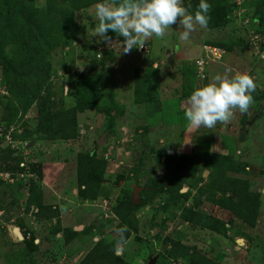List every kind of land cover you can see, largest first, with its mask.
Listing matches in <instances>:
<instances>
[{
    "label": "rangeland",
    "instance_id": "obj_1",
    "mask_svg": "<svg viewBox=\"0 0 264 264\" xmlns=\"http://www.w3.org/2000/svg\"><path fill=\"white\" fill-rule=\"evenodd\" d=\"M33 1L34 5L39 8L44 7L47 3V0ZM192 1L193 0H182V6L189 5ZM212 1L228 4L226 21L221 25H208L206 28H201L197 25L195 31L191 33L189 40L185 42L179 39L180 32L183 31V29L180 28L178 20L177 24L166 30V35L162 39L153 36L145 42L143 48H134L129 56L121 54V44L115 42L118 40L122 41V37L113 36L112 39L114 43L109 47L104 43L102 37L95 36L94 29L99 22L94 18V5L76 13L78 40L75 41L76 45H73L76 50L74 49L73 53L69 52L70 55H68V52L60 50H56L53 53L54 71L49 79L48 88L42 89L40 93L45 98H50L48 111L53 118L56 117L57 114L68 111L71 108L76 109L77 136L75 139H62L60 138V133H56L58 134L57 136L54 138L51 137L50 134L53 133L51 128H53V126H51L50 123L49 125L39 124L40 115L36 110L35 104L30 106L24 113L20 111L14 120L8 124L14 128L11 133L10 142L9 144L7 142L1 143L0 146V264H79L99 240L105 241L109 245L114 244V255L116 254L118 257H122L126 263L147 264L150 253L155 255L156 253L154 252H156V248L160 250L161 247H163L161 246V238L155 240L152 244L154 252L148 245H142V239H137L133 235H131L128 241H122L119 236L120 231L115 221L109 220L104 223L105 220H101V217L107 209L105 201L114 196L126 195L127 192L125 191L130 190L131 186L134 184L132 180L127 179L126 182L119 185L120 182L117 174L121 173L120 169L130 166L131 163H137L141 156L145 158V160H143L145 161L144 164H146V158L150 154L148 148H145L146 146L144 148L136 147L137 145L144 146L143 140L135 141V145L134 142L132 144L129 143L132 136H134V132H136L137 129L144 128L146 125V122L138 119L139 117L143 118V116L137 117L136 120L131 117L133 113L132 110H134L135 107L136 80L142 77L141 73H144L146 76V83H149V78L151 76L150 81L152 85H156L155 88L157 89L158 100L149 104V109L145 104H141L143 107H139L142 108L143 112H147L148 115L149 112L155 113L156 110L161 107V101L173 105L174 98L180 96L179 99H181V97L184 96L183 94L188 93L191 95L196 88H199V81L196 77L198 74L196 72V62L201 59L207 60L205 57H209L211 50L213 48H218L226 51L223 57L226 58L228 56L232 63L230 66L236 68V70H231L234 72L250 71L251 74L258 73L260 74L258 83L260 82L259 84L264 86V61L258 59L257 56L250 60L248 56L250 54L253 56L255 50L248 49L247 46L245 47L248 51L244 50V45L250 40L249 33L253 31L254 22L257 21L256 23H259V19L261 18L260 14L263 16L262 13L258 14L255 10V8H259L257 2L260 0ZM242 2H246L247 4L243 6ZM240 15L243 16L239 17ZM245 25L249 27V32L245 29ZM256 28L260 29L261 32L264 31L261 25L260 27L256 26ZM205 47H208V49L205 50ZM226 47H228L229 51ZM112 50H116V54L113 58L109 53V51ZM75 53H77V55ZM99 54L102 56L101 59L96 57ZM179 54L182 55V59H177ZM76 59H78V61H75ZM115 63L118 64L117 67H115ZM108 64H110V67ZM215 66L217 65L211 64L212 69ZM153 69H156V71ZM223 69L224 68L220 65L214 68L213 72L211 71V76L209 73L210 78L208 76L207 84L210 83L217 74L222 76L224 72ZM148 70L149 72H147ZM230 72L228 77L232 78L234 72ZM85 80L97 82L98 84L95 86L94 84L89 85L85 82V85L88 86L79 87V83L81 81L84 83ZM176 80H179V85H181L178 88H176L178 85ZM203 85L204 83H200V87ZM65 87L71 90L68 95H65ZM165 88L168 89L169 92L164 91L163 89ZM179 88L181 91H178ZM8 90L2 75V67L0 66V123L3 122L1 117L4 110L9 111L12 109L8 102L10 97ZM169 102H171V104ZM169 105H165L163 111L164 130H158L159 133H164L162 137H164L166 141L171 138L172 133L174 134V128L177 129L178 125L184 127L183 124H179V120H176L175 125H173V118H168L167 113L169 111ZM116 113V118L112 117ZM256 113L258 114V111ZM148 115H145V118L151 117ZM257 118L260 117H256V120L259 121V123L257 122L258 126L261 127L264 125V119L259 120ZM148 122L151 123L150 120ZM41 126L43 128H41ZM255 130L256 129H250V135L252 136L249 138V141L248 139L244 142L238 141L227 150L222 151L220 147V150H217L218 152L229 155L234 152L235 148H239L243 153L246 149L251 148L250 156L253 158L257 167L251 166L248 171L246 170L248 175L242 174L245 172L243 171L239 173L238 176L235 174L232 176L247 181L250 195L254 198L258 196L257 201L260 202V206L254 225L251 226L243 220L247 214L241 216L234 214L233 211L205 200V196L199 194V190H204L205 187H207L210 175L212 174V167L216 163L215 160H211L209 162L212 167L209 165L208 167L198 168V175H201L202 171L205 169L209 171L206 180L203 181L202 177L198 178V182L194 188L192 187L190 189V187H188V189L186 188V192L181 193V195L185 197H181L171 204V206L177 210L174 212L177 218L172 220L170 212L167 213V227L164 231L167 232V235L171 234L175 237L173 235L174 231L177 229L184 230L185 227L191 228L193 231L211 230L205 225V222L202 223L201 221V223H198L196 220L188 222L182 218L184 215L183 209H187L186 205L189 206L188 210L197 211L194 207L193 199L185 195L189 191L191 197L197 196L196 198H199L202 203H207L206 205L210 207V209L205 210L202 204L200 209H203V211H197V213L201 212L206 217L216 219L213 211L216 213H221L222 210L228 212L230 222L223 221L222 217H219V220L217 219L224 224L223 228H220L218 224L212 222V225L217 228L219 233L224 234L230 230L231 227L229 228V226H231L235 218L244 222V231L238 230L237 232L238 235H242L238 238V242L241 244L242 241L240 238H245L246 236L245 239L248 241L249 245L245 250V255L241 257L236 255L238 261L233 257L232 260L228 261V264H264V213L262 212L264 211V195L261 193L260 189L259 191L256 190V183L252 185L249 184V181L250 183L251 181L253 182L254 178L264 179V136L261 130L260 136L256 137V135H254L256 134ZM25 131H29L28 134L25 133ZM105 132L107 133L105 141L102 145H97V141ZM253 132L254 134H252ZM33 133H35L36 136H31ZM156 133H153V135L155 136ZM28 135L30 137H28ZM253 136L256 139L255 141H251ZM118 139L119 144H117ZM30 142L34 143L33 147H27ZM231 142H234V140ZM129 146H134L131 154H129ZM116 149L118 150L116 151ZM91 150H94L93 154L104 162L105 177L111 179L110 183L113 188L106 190L111 195L104 196V198L98 197L95 200L84 201L81 200L78 195L73 197L69 190L61 192L58 187L51 190L48 189L47 186L41 182V179L38 184L39 186H35V192L30 193V195L27 188L21 189L14 185L15 183L11 184L8 179L5 178V173L9 172L15 174L24 171V169L26 170V166H29L30 163L32 164L31 161L37 158V160L41 162L49 161L54 163L55 166L53 167H55V170L61 167V176L59 175L58 178L56 177L57 180L64 182L68 180L67 178L72 177L75 172V186L77 187L76 159L80 152H91ZM95 151L99 153L97 154ZM150 161L154 163V158L152 159L151 157ZM23 163L26 164V166L21 169ZM12 165H17L18 168L13 170L11 169ZM34 165L38 167L41 166L39 163H35ZM161 167L162 166H159L158 168L160 169ZM155 170L152 171L151 174L154 176L155 173L159 178L167 173L164 167L160 169V172H156ZM228 177H231V173H228ZM32 180L35 181L37 179L33 178ZM186 181L184 183H186ZM200 182L205 183L198 185ZM51 183H53V181L49 182V184ZM216 186L220 190V193L218 195H213V198L218 201L220 199V194H222V187L217 185V183ZM62 193L67 196L70 195L68 199L77 201V203L70 204L69 202H63V200L58 199L62 197ZM78 193L79 189L77 187V194ZM39 196H41L42 209L36 204L39 201ZM228 196L231 197L235 203L237 202V196L232 194ZM62 204L67 205L62 208ZM76 208H82L83 211L85 213L88 212V214L82 219L75 220L74 217L82 213V209L76 210ZM62 209L65 213V217L63 218L60 217V213H63ZM109 209L111 210V207ZM48 210L54 211V215L50 219L44 214L46 213L48 215ZM113 210L114 207L111 212H113ZM41 213L43 214L41 215ZM96 213L99 214L98 218L100 220H96ZM90 215L93 217L89 218ZM87 216L88 218L84 219ZM239 217H242V219ZM64 219L69 223V227L66 225L67 223L63 222ZM31 223L32 226L29 225ZM245 223L248 226L245 225ZM19 224L27 225L29 228L33 229V237L39 239L40 244L37 245L36 240L32 242V245L18 241L14 229H20L21 226ZM144 225L145 224H142V227H144ZM58 227L60 231H63V239L57 238V234L59 233L54 232ZM73 228L76 230L74 231L76 232L75 238L70 237V232L73 231ZM155 228V226H150L149 229ZM140 230V235H149L148 238H154L155 234L162 233L161 231L151 230L146 234L148 230L145 231V227ZM65 232L69 234L67 235ZM60 233L62 234V232ZM245 233L246 235H244ZM85 236L88 237L86 238ZM70 241L72 243V249H70V251H65L63 246L64 244L70 243ZM118 242L119 247L122 249L119 254H117L116 251ZM196 246L194 247L198 251ZM27 250L31 251L26 253L25 251ZM231 254L232 253L229 252L228 257ZM187 256L186 258L190 260L194 259L195 255L187 254ZM174 259L176 260H172L171 264H180L183 261L185 264H190L189 261L183 258ZM239 259L243 261L240 262Z\"/></svg>",
    "mask_w": 264,
    "mask_h": 264
},
{
    "label": "trees",
    "instance_id": "obj_2",
    "mask_svg": "<svg viewBox=\"0 0 264 264\" xmlns=\"http://www.w3.org/2000/svg\"><path fill=\"white\" fill-rule=\"evenodd\" d=\"M102 2H105V0H47L46 5L39 8L34 5L33 0H0V66L2 67V75L9 89L10 100L8 99V102L12 108L9 111L4 110L3 112L1 120L5 125L12 122L20 111L24 113L30 106L35 104L36 110L40 115L39 124L49 125L50 123V125L53 126V128H51L53 132L50 134L51 137L54 138L58 135L56 133H60V138L62 139L76 138V109L71 108L68 111L57 114L56 117L53 118L48 111L50 98H45L40 91L48 88L49 79L54 71L53 53L56 50L66 51L68 55H70L69 52H74L75 48L73 45H76L75 41L78 40L76 13ZM115 2L119 4L122 0H115ZM207 2L211 5V9L207 14L209 16L208 25L214 26L224 23V21H226L228 4L223 2L218 3L212 0H207ZM199 3L200 0H193L189 5H184V7L188 10L189 14H194L195 11L198 10ZM246 4L245 2L244 5ZM257 4L259 8L254 7L256 12L258 14H263V16L260 14L261 18L259 19L260 22L258 26L260 27L261 25L264 28V0L258 1ZM109 35L111 37L119 36L118 33L112 32H109ZM226 49L229 51L228 47H226ZM153 70L156 71V69ZM147 72H149V70ZM141 76L142 77L136 80L134 103L145 104L149 109V104L158 100L157 89L151 84V76L149 78V83H146V76L144 73ZM85 82L89 85L94 84L95 86L98 84L97 82L85 80L84 83L82 81L79 83V87L88 86L85 85ZM149 114L152 113L149 112ZM41 128L43 127L41 126ZM28 132L29 131H25L27 134ZM144 134L143 132L140 135L143 136ZM31 136L36 135L33 133ZM28 137L30 136L28 135ZM93 153V151L80 152L76 159L77 185L79 189L77 195L84 201L95 200L98 197L107 196L103 193V187L106 183L105 164ZM165 160L167 173L163 176L162 180H158L155 177L153 178V176L149 174L148 180L146 179L142 185L141 181L138 179L140 173L143 172L142 169H139V165L132 166L129 170L127 167H122L120 170L121 173L117 174L119 182L129 179L132 180L134 184L143 186L142 191L139 193V198L141 199L140 205L132 204L131 192L129 190L125 191L127 192L126 195L117 197V205L113 211L117 218L116 224L120 231L119 236L120 238L123 237L122 241H128L131 235H133L135 238L143 240L142 245H150L152 238H148L149 235H140L139 221H137L134 216L135 212L140 206L151 203L157 198H163L164 205L154 210L153 220L156 219L157 214L163 215L168 212H170L172 220L177 218V215L172 210L173 207L171 204L175 200L185 197L179 193L180 184L184 183L186 180L188 183L193 181V174L199 163H201L202 166L210 165L212 167L209 162L211 160H215L216 163L212 167L213 170L207 187H205L204 190H199V194L202 196L204 195L205 200L233 211L234 214L240 216L247 214L243 220L251 226L254 225L260 206V202L257 201L258 196L254 198L250 195L247 181L232 176L234 174L238 176L239 173L245 171L244 164L235 161L233 157L230 156H220L210 153L194 154L191 156L180 155L177 157L167 156ZM29 166L31 170L37 174V180L34 181L31 179L28 186L23 183H15L14 185L21 189L27 188L30 194L35 192V186L40 183L41 176L39 172L40 167L35 166L33 163H30ZM17 168V165L11 166L13 170ZM228 173H231V177H228ZM195 181L197 184L198 180L194 179V183ZM166 182L169 187L165 186ZM216 183L222 187V194H220V199L218 201L213 198V195H218L220 193ZM196 184L191 185L190 183V189L192 187L194 188ZM172 186L175 188H172ZM190 194L191 193L188 191L185 195L193 199L195 209L200 211L199 208L203 204L202 201L196 198L197 196L191 197ZM230 194L238 197L236 203L228 196ZM40 199L41 196H39V201L36 204L42 209ZM183 211L184 215L182 218L184 220L188 222L196 220L198 223H201V221L202 223L205 222V225L215 232H218V230L212 225L213 223L218 224L220 228L224 226L222 222L211 217H206L201 212L197 213V211L188 209H183ZM47 212L49 213L48 215L43 213L47 218H52L54 211L48 210ZM43 213H41V215ZM239 218L242 219V217ZM158 223L159 226L156 225V227H159V231L162 233L155 234L156 240H159L160 235L164 233L167 227V217H164L161 222ZM125 227L126 231L121 232V229ZM150 230L156 229L146 230V234H148ZM54 232H62L61 239H63V231H60L59 227ZM75 233L74 231L70 232V237L75 238ZM68 234L69 233H67V235ZM25 243L32 245V241L29 240L25 241ZM166 244H168L169 247L164 251L159 250L158 253L153 251L159 255L156 264H171L172 260H176L174 258H183L189 261L190 264H219L201 255L194 246L182 244L179 239L173 237L171 234L161 238V246ZM113 245L114 244L109 245L105 241L99 240L79 264H129L126 263L122 257H118L116 254V256L114 255L113 252L115 249ZM30 251L31 250H27L25 252L27 253ZM187 254L195 255L194 259L189 260V258H186L188 257Z\"/></svg>",
    "mask_w": 264,
    "mask_h": 264
},
{
    "label": "crops",
    "instance_id": "obj_3",
    "mask_svg": "<svg viewBox=\"0 0 264 264\" xmlns=\"http://www.w3.org/2000/svg\"><path fill=\"white\" fill-rule=\"evenodd\" d=\"M245 46L246 45H244V50L248 51V49ZM109 53H110V56L113 58V56L116 54V50L109 51ZM76 55H77V53H76ZM126 55L127 56L131 55V52H130V54H126ZM169 55H170V53H169ZM253 57H254V55L252 56L251 54L248 56V58L250 60ZM97 58L101 59L102 56H100V54H99V55H97ZM75 61H78V59H76ZM151 63H153V62H151ZM115 64H116L115 67H117L118 64L117 63H115ZM211 64H216L217 65V66L213 67V69L218 67V65H220V66H222L224 68L223 69L224 72H223L222 76H224V75L228 76V74L231 73L230 71L234 72L231 69L236 70V68L230 66L232 63H231V61H230L228 56L226 58H224L222 56V59L220 61L215 62V63H211ZM211 64L208 67V76H209V73H210V76H211V71L213 72ZM108 66L110 67V64H108ZM155 68H158V67H155ZM237 72H234V75ZM240 73H246V74L250 75L251 77H253L254 82L256 84L255 92L251 93V95L253 96V103L250 106L249 111L247 113H241L237 109V110L234 111V115H233L232 119L227 124H221V123L218 122L217 125L215 127H213V128L209 129V128L201 127L195 133H192V135L190 137V141H189V148H190L189 152L190 153H188L187 155L191 156V155H194V154L198 155V154L210 153V154H216V155H220V156H230V157H233V159L235 161L242 162V164L245 165V172H243L242 174L248 175L246 173V170L248 171V169H250L251 166L257 167L256 163L253 160V158L250 156L251 148L246 149L244 151V153L239 148H235L234 152L229 154V155L217 151V150H220V149L222 151L227 150V149L231 148L232 145L234 143H237L238 141L239 142H244L247 139L249 141V138L252 136V135H250V129H256L255 130L256 134H254V132L252 133V134L256 135V137L260 136L259 134L261 133L260 132L261 130H262V134L264 136V125H262L261 127L258 126L259 121L256 120L257 116L260 117V118H257L259 120L260 119L261 120L264 119V86L259 84L260 82L258 83V77H259L260 74H258V73H252L251 74L250 71H240ZM141 75H143V74L141 73ZM210 76H209V78H210ZM176 81H177V84H178L176 88H178L181 85H179V80H176ZM211 82H213V79H212ZM154 86H156V85H154ZM163 90L166 91V92H169L168 89H166V88L163 89ZM178 91H181V89L179 88ZM183 95L184 96L181 97V99H179L180 96L177 97V98H174L173 99V105H169L168 102L161 101V107H159L156 110L155 113L153 112L152 114H149V115H148L147 112H143L142 111L141 107H143V105L142 106H141V104H135L134 105L135 107H134V110H132L133 113H132L131 117L134 120H136L137 117L143 116V118L139 117L138 119L140 121L146 122V125H145L144 128L137 129V131L134 132V136H132V139L130 140V143L132 144L134 142V145H135V141L143 140L144 141V146L137 145L136 147L144 148L146 146L145 148H148V151H149L150 154L146 158V164H144L145 163V161H144L145 158H143L141 156V157H139V161L137 163H133V164L131 163L130 166H128V167L126 166V167L129 170L132 166H137V165L140 166L139 169H142L143 172L140 173V176H139L138 179H139V181H141L142 185L144 184L146 179L148 180V178H149L148 175L151 174V172L154 171L155 169H157L159 166H162L160 169H163V167H164L165 170H166V160H165V158L167 156H176L177 157V156H180V155H185L183 153L184 146H185V137H184V135H185V132L188 129L187 128V123L188 122H187V120L184 117V111H183V107L182 106H183L184 101H186V99L190 95L188 93L183 94ZM171 102H169V103L171 104ZM165 105H169L168 106V110L169 111H168L167 115H168V118H171V117L173 118V121H174L173 125H175V121L176 120H179V122H180L179 124H183V126H184V127H180L178 125L177 129L174 128V130H175L174 134L172 133L171 134V138L169 140H167V141L164 139V137H162V135L164 133H159L158 132L159 129L164 130L163 111H164ZM139 106H141V107H139ZM253 111H254V113H253ZM257 111H258V114L256 113ZM117 113L114 115L115 118L117 116ZM144 113H145L146 116L148 115V116H151V117H146L145 118ZM149 120L151 121V123L148 122ZM143 132L145 134L143 136L140 135ZM153 133H156L155 136L153 135ZM104 134L107 135L106 132ZM105 139H106V136H105ZM105 139H104V141H105ZM233 140H234V142H231ZM255 140L256 139L253 136V139L251 141H255ZM30 143H28V144H30ZM33 144L34 143H32V147H33ZM117 144H119V139L117 140ZM97 145H98V141H97ZM133 147L129 146V154H131L133 152V150H132ZM219 147H220V149H219ZM117 150L118 149H116V151ZM92 151L94 152V150H91V152ZM95 153L98 154L99 152L95 151ZM151 157H152V159L154 158V163L152 161H150ZM142 160L144 162H142ZM31 162L33 164L39 163L41 165V166H39L40 167L39 172H40V176H41L40 178L42 180L41 182L44 183V185L47 186L48 189L51 190V189H54V188L58 187L59 191H61V192L65 191V190H69V192L71 193V195L73 197L77 196V187H78V185H77V187L75 186V183H76L75 172H74V175L72 177L67 178L68 180L63 182V181L57 180L59 175L61 176V171H60L61 167H60V165H59L60 168H57V170H55L54 169L55 167H53L55 165L52 162H49V161L41 162L40 160H37V158L35 160L31 161ZM260 162H261V160H260ZM138 163H140V164H138ZM154 167H156V168H154ZM199 167L203 168V167H208V166L207 165H203L202 166V164L199 163L197 165V167H196L195 173L193 174L194 175L193 178L198 180V178L202 177L203 181H205L206 177L209 174V171L205 169L204 171H202L201 175H198L199 174V172H198L199 171L198 170ZM160 169L158 168L155 171L156 172H160ZM34 174L37 175L36 173H34ZM151 176H153V174H151ZM163 176H165V175H163ZM163 176L159 178L154 173L153 178L155 177L158 180H162ZM194 179H193V181H190L189 183L186 182V183L180 184L179 193L186 192L188 187H190V183H191V185L196 184V181L194 183ZM110 180L111 179H108L106 177V183H105L106 187H105V185L103 187V193L105 195H108V196L111 195V194H109V192H107L106 190L110 189V188H113V187H111L112 184L110 183ZM257 180H260L261 182L257 181ZM51 181H53V183L49 184V182H51ZM124 182H126V181H120L119 185H122ZM201 183L202 182L198 183V185H200ZM204 183L205 182H203L202 184H204ZM255 183H256V185H255L256 186V190L259 191V189H260L261 193L264 195V179H262V178H257V179L254 178L253 182L251 181V183H250V181H249V184H251V185L255 184ZM165 184H166L165 185L166 187H169L167 182ZM142 185H139V186L141 187ZM172 188H175V187L172 186ZM130 191H131V193L133 192L132 191V187H131ZM68 196H70V195H68ZM68 196L64 195L62 193V197L58 196L59 197L58 199L63 200V202L64 201L67 202V203L69 202L70 204L71 203H73V204L77 203V201H71L70 199H68ZM58 199H57V202H58ZM161 203H164V199L163 198H157V199L153 200L151 203H147V204H144L142 206V208L144 209V211L147 212L148 215L145 218H143V219L137 220V221L140 222L139 223L140 224L139 225L140 229H143L145 227V231H146V230H148L150 228V226H155V227H156V225L159 226L158 222H161V220L164 217H167V214H163L164 216L161 215V214H157L156 219L153 220L154 219V213H155L154 210L155 209H159L160 207H162ZM206 204L207 203H203V205H202L203 209H205V210L206 209H210V207L208 205H206ZM66 205L67 204H62V206H63L62 208H64V206H66ZM210 206H211V204H210ZM81 207H84V206H81ZM214 207H216V206H214ZM77 209H82V208H76V210ZM172 210L174 212L177 211L174 208ZM62 212H63V209H62ZM262 212L264 213V211H262ZM213 213H214V217L216 219L219 220L220 219L219 217H222L223 221L230 222V220L228 218V212L227 211L222 210L221 213H216L215 211H213ZM60 214H61L60 217H62V218L65 217V213L64 212L60 213ZM87 214H88V212L85 213L83 211V209H82V213L79 216H75L74 219L75 220L82 219ZM113 214H114V219H109V220H113L116 223V219L117 218H116V215H115L114 211H113ZM96 215H97V217H96L97 219L96 220H100L98 218L99 214L96 213ZM90 217H93V216L90 215L89 218ZM87 218H88V216L85 217L84 219H87ZM109 220H106V221H109ZM106 221H104V223ZM63 222L67 223L65 219L63 220ZM142 224H145L144 227H142ZM66 225L69 227V223H67ZM245 225H247V224L245 223ZM227 226H228V224H227ZM230 227H231L230 230H228L224 234L223 233H219V232H215V231L209 230V229H205V231H193L191 228L185 227L184 230L177 229L176 231H174L173 235L175 237L179 238L181 243L186 245V246H196L197 245L196 247H197L198 251L201 252L200 254L205 256L206 258H208V259H210V260H212V261H214L216 263H219V264H228V261L232 260L233 257L236 258V260L238 261V258L236 257V255H238L240 257L242 255H245V250L247 249V247L249 245L248 241L245 239L246 236H245V238L244 237L240 238V240L242 241L241 244H239V242H238L239 241L238 238L240 236H242V235H238L237 232H238V230H243L244 231V229H245L244 228V222H241V220H239L238 218L237 219L235 218L233 220V222H232ZM155 229L157 231L160 230L159 227H156ZM72 230L76 231L75 228H73ZM244 235H246V233ZM61 237H62L61 233L57 234V238H61ZM85 237L87 238L88 236H85ZM160 238H162L161 235H160ZM242 238H244V239H242ZM155 240H156V238L152 240L153 243L155 242ZM153 243L148 245L151 248L152 251H153V247H152ZM63 247L65 248V251H68V250L70 251V249H72L71 241H70V243L64 244ZM168 247H169V245H165V246L161 247L160 251H164ZM229 252L232 253L233 255L231 254L228 257V253ZM239 261L242 262L243 260L239 259Z\"/></svg>",
    "mask_w": 264,
    "mask_h": 264
},
{
    "label": "clouds",
    "instance_id": "obj_4",
    "mask_svg": "<svg viewBox=\"0 0 264 264\" xmlns=\"http://www.w3.org/2000/svg\"><path fill=\"white\" fill-rule=\"evenodd\" d=\"M242 5L244 6L243 2ZM94 9V18L99 22L94 29L95 36L102 37L104 43L110 47L114 41L109 32L118 33L119 37L123 38L122 41H115L121 44V54H130L134 48H143L145 42L153 36L162 39L166 35V30L177 24L178 20L180 28L183 29L179 39L188 41L197 25L201 28L208 26L209 16L207 14L211 5L207 0H200L198 10L194 14H189L188 10L182 6V0H122L119 4H116L115 0H105L104 3L95 4ZM241 16L243 15L239 17ZM256 22L252 30L264 34L256 28L259 25ZM245 29L248 32L249 27L245 25ZM246 46L251 49L248 41ZM206 84L207 81L202 87L199 84V88H196L183 103L184 117L188 122V133H195L201 127L213 128L218 122L227 124L232 119L235 110L247 113L253 103L251 93L255 92L256 84L253 77L246 73L237 72L232 78L217 74L213 82ZM70 92L71 90L65 87V95ZM134 186L140 187L133 184L132 190ZM141 188L143 189V186ZM117 197L109 199L114 202V207L117 205ZM163 205L164 203H161V206ZM186 208L189 209V206L186 205ZM199 210L203 211L200 208ZM15 229L20 232L19 228ZM123 231H126V227L121 229V232ZM164 236H168L167 232L161 234L162 238ZM152 240L151 243H153ZM37 242L38 240H36L38 245ZM116 251L117 254L122 251L119 242ZM158 251L159 249L156 248L157 253ZM157 253L150 254L149 257L158 259ZM180 264H185V262Z\"/></svg>",
    "mask_w": 264,
    "mask_h": 264
},
{
    "label": "built area",
    "instance_id": "obj_5",
    "mask_svg": "<svg viewBox=\"0 0 264 264\" xmlns=\"http://www.w3.org/2000/svg\"><path fill=\"white\" fill-rule=\"evenodd\" d=\"M249 32V31H248ZM250 34V40L248 42L249 47L254 51L253 54L254 57L257 56L258 59H261L264 61V34L256 33L255 31H252ZM208 49V47H205V50ZM225 50L213 48L210 52L209 57H205L207 60L201 59L196 62L197 68L196 72L197 78L200 83H205L207 81L208 77V66L211 63L218 62L222 59V56L225 54ZM204 60V61H203ZM206 61V62H205ZM14 128H12L11 125L6 126L4 122L0 123V141L1 143H8L11 139V133L13 132ZM110 165V164H109ZM26 166V164L21 165V169H23ZM108 167V164H107ZM5 178L8 179V181L13 183H23L25 185H29V181L31 179H36V175L31 170L30 166H26V170L22 172H17L15 174L12 173H5ZM107 204V209L104 215L101 217L102 220H108L114 218V214L112 211V208L114 207V202L111 200L105 201ZM111 207V210L109 209Z\"/></svg>",
    "mask_w": 264,
    "mask_h": 264
},
{
    "label": "water",
    "instance_id": "obj_6",
    "mask_svg": "<svg viewBox=\"0 0 264 264\" xmlns=\"http://www.w3.org/2000/svg\"><path fill=\"white\" fill-rule=\"evenodd\" d=\"M177 59H182V55L179 54ZM191 135H192V133H188V129H187V131L185 132V135H184V137H185V146H184L183 153L185 155H187L188 153H190L189 152L190 151L189 141H190ZM105 136H106L105 134L102 135V137L98 140V145H102L103 144L104 139H105ZM30 146H32V143H30L29 145H27V147H30ZM141 190H142L141 187L134 186V188H133V192H132V203L134 205H137L140 202V200H139V193H140ZM15 230H17V229H15ZM16 235H17V237L19 239H22V236H21V234H20V232L18 230H17V234ZM156 261H157V257H149V260H148V263L147 264H156Z\"/></svg>",
    "mask_w": 264,
    "mask_h": 264
},
{
    "label": "flooded vegetation",
    "instance_id": "obj_7",
    "mask_svg": "<svg viewBox=\"0 0 264 264\" xmlns=\"http://www.w3.org/2000/svg\"><path fill=\"white\" fill-rule=\"evenodd\" d=\"M130 191V190H129ZM133 191V190H132ZM131 192V191H130ZM119 197V196H118ZM118 199V198H117ZM140 202L139 204L137 205H140L141 204V199L139 198ZM131 202H132V193H131ZM133 204V203H132ZM134 205V204H133ZM143 206V205H142ZM142 206H140L138 208V210L135 212V218L137 220H140L141 218L143 219L144 217H146L148 214L146 211H144V209L142 208ZM142 208V209H141ZM140 223V222H139ZM32 226V223L29 224ZM140 225V224H139ZM21 228H20V232L22 234V240H19L18 241H22V242H25V241H34V240H38V244H40V240L37 239V238H34V232H33V229L29 228L27 225H20Z\"/></svg>",
    "mask_w": 264,
    "mask_h": 264
},
{
    "label": "bare ground",
    "instance_id": "obj_8",
    "mask_svg": "<svg viewBox=\"0 0 264 264\" xmlns=\"http://www.w3.org/2000/svg\"><path fill=\"white\" fill-rule=\"evenodd\" d=\"M14 233L17 234V230H15ZM240 243H241V241H240Z\"/></svg>",
    "mask_w": 264,
    "mask_h": 264
}]
</instances>
